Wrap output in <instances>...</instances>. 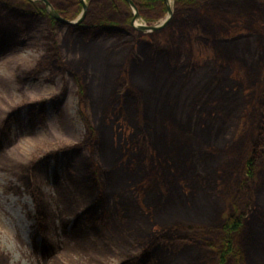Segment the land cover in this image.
<instances>
[{"label": "trees", "instance_id": "1", "mask_svg": "<svg viewBox=\"0 0 264 264\" xmlns=\"http://www.w3.org/2000/svg\"><path fill=\"white\" fill-rule=\"evenodd\" d=\"M49 1L59 14L69 20L75 19L83 9L80 0ZM226 1L175 0V16L169 29L153 33L147 38L144 33L133 28L134 15L126 0H89L86 19L78 26L69 27L67 33L73 39L74 51L78 46L84 48L78 59L70 60L66 52L67 41H58V34L64 27L51 18L43 3L32 0H0V57L15 51L27 41L26 45L29 46H32L34 40L43 41L45 54L35 69L18 73L17 79L20 84L37 79L42 72H48L54 77L69 70L78 87L81 109L89 105V101L95 96V91H101L105 95V90L114 108L121 115H126L134 121L135 129L131 140H139L147 130L155 134L153 128L156 132L166 131L168 137L170 128L167 125L164 127L160 118L175 113L173 108L180 102V95L174 96L171 93L178 90L181 94L190 76L202 66L195 56L197 46L213 48L217 52V46L220 48L222 47L220 45H223L224 49L227 48L234 55L238 50H234L232 45L237 44L244 36L250 38V33L254 30L257 34L258 51L264 55V22L257 23L258 20H264V0H250L252 7L258 11L256 22L249 19L250 15L247 17L244 14L242 19H238L239 24L232 23V25L227 22L229 14L233 12H227ZM133 2L140 17L148 24L161 19L169 11L166 0H133ZM248 19L252 26L250 31L246 27L250 26ZM46 23L49 26L43 30ZM162 36L171 41L162 42L160 40ZM114 38L116 42L111 47L112 52L106 53L102 50L104 43ZM93 45L100 48H95ZM94 50V53L91 52ZM110 53H114V60H108L107 55H111ZM147 71H153L154 76L157 72L162 75L160 79L151 77L148 88L138 86L127 78L130 73ZM96 72L102 73V80L95 78ZM177 78L181 82L175 81ZM98 81L102 82L97 84ZM177 85H179L177 90H174ZM260 86L259 97L256 95V101L250 104L252 108L244 103L240 113L243 116L246 110L249 111L247 118L253 125L248 132L249 145L244 154L240 155L241 161L235 164V160L231 159L233 162L226 163L222 160L220 163L224 164L226 169L231 166L233 186L237 187L235 193L237 191L238 193L237 200L230 205L229 215H225L227 211L222 210L215 224L165 226L155 230L153 224L146 226L145 222L141 221L145 225V227L142 225L144 231H138L132 222H140L139 219L145 218L146 213L134 192L133 196L130 194L134 186L131 179L129 178L120 189L125 191V194L118 195L115 194L116 189L119 190L121 184L110 189L111 185L108 182L117 178L116 173L126 171V168L130 176L132 162L129 159V162L123 163L122 151L115 159L116 163L122 162V167L116 166L120 170L117 171L116 167L100 165L97 157L102 159L106 142L102 131L93 128L90 120L86 119V133L81 142L51 153L57 162H65L64 179L76 187L78 192L85 193L87 199L82 214H78V211L72 212L70 209L67 211V215L74 213L76 215L71 236L78 243L86 241L89 243L93 237L105 242L107 234H118L122 241L127 237L129 249L132 251L123 253L122 264H206L207 253L214 255V264H233L236 258L233 248L234 232L242 225L248 229V234L254 233L252 230L254 224H257L258 230L264 228V212L259 209V204L254 199L256 177L264 174V80ZM66 95L67 87H63L53 100V107L56 108L62 125H64L65 113L60 106H63ZM197 97L191 104L193 109H200ZM47 107L46 100L30 103L27 107L28 122L35 124L37 121H44L47 117ZM240 109L241 107L238 113ZM19 119V109L16 108L3 121L0 127V148L9 140L13 126L19 122ZM176 121L174 127L181 133L191 136V140L197 137L196 128L202 129L201 122L194 120L192 116L187 122L183 117L178 124ZM221 130L222 128L219 129ZM197 153L195 149L193 161L207 162L210 157L214 159V154L208 148L203 152L202 157ZM42 163L34 162L32 166L26 168V175L21 178L26 182L28 191L35 196L38 207L37 222L40 230L46 234L49 232L48 221L54 216L46 217L47 210L38 201L39 190L32 183L40 178L42 169L48 168L49 163L44 167L39 166ZM213 171L211 169L210 173H206L204 170L197 176L203 179L199 182L201 187L204 181L212 178L213 191H217L220 176ZM56 175L58 176V173ZM182 176L184 178H177L180 185V179L189 180L185 173H182ZM60 180L61 177H58L56 187L62 185ZM189 186L197 189L191 183ZM90 191L91 195H88ZM126 191L130 192L129 195ZM172 195L175 197L173 203L181 201L176 190L172 191ZM259 213L262 217L258 216ZM60 221L66 231L69 222L64 215L60 216ZM240 250L250 255L247 246L242 245ZM232 254L235 256H231ZM8 261L9 259L5 257L2 264H8Z\"/></svg>", "mask_w": 264, "mask_h": 264}, {"label": "rangeland", "instance_id": "2", "mask_svg": "<svg viewBox=\"0 0 264 264\" xmlns=\"http://www.w3.org/2000/svg\"><path fill=\"white\" fill-rule=\"evenodd\" d=\"M166 3L171 8L175 6V0L171 3L166 0ZM232 7L237 10L238 6L233 4ZM132 13L135 16L138 12L132 9ZM169 15L168 11L151 25L164 24ZM240 15L241 11L238 9L235 14H229V18L242 19ZM137 22L147 23L141 17L135 21L136 24ZM246 27L250 31V26ZM63 40L67 41L66 52L68 50L70 60L78 59L84 48L78 46L76 51L72 49L73 39L68 36L66 29L58 34V41ZM160 40L164 42L165 36L160 37ZM115 42V38L111 39L101 49L106 53L112 52L111 47ZM220 46L222 47L217 46V52L213 48L196 47L195 56L202 66L190 76L181 94L177 90L179 85L174 88L177 91L171 93L174 96L180 95V102L173 108L175 113L160 118L164 127L169 126L170 135L167 137L166 131L156 132L152 127L155 134L144 131L139 140H131L135 129L134 121L114 108L105 90V95L101 91H95L89 105L81 109L78 87L68 74L52 77L48 72H42L37 79L20 84L18 73L35 69L44 55L38 44L35 47L22 46L17 51L0 57V127L14 108L20 109L19 122L14 125L9 140L0 149V264L5 261V257L9 259L8 264H121L123 253L132 251L127 243L128 238L122 241L118 234H107L105 242L93 237L89 243H78L64 232L58 216L63 213L66 219L72 221L74 215H67V211H82L87 199L85 193L78 192L76 187L64 179L61 180L62 185L56 187L53 177L58 163L51 153L81 142L86 133V119L90 120L93 128L102 131L106 142L102 159L97 157L100 165L122 167L121 161L115 162L122 151L125 155L123 163L129 162V159L132 162L130 176L126 168L127 172L116 173L117 178L108 182L110 189L121 184L119 190L114 192L118 195L125 194L120 189L131 179L134 186L131 193H126L133 196L134 192L146 213L145 218L139 219L140 222H132L138 231H144L141 221L146 226L153 224L155 230H159L165 226L215 224L222 210L227 211L225 215H229L230 205L237 200L238 191L235 193L237 187L233 186L231 166L226 169L220 163L222 160L226 163L233 162L234 159L235 164H238L241 161L240 155L244 154L249 145L248 132L253 125L247 118L249 111L246 110L243 116L240 113L244 103L252 108L250 104L256 101V95L259 97L260 84L264 80V55L258 51L257 34L254 30L250 38L241 39L232 45L234 50H238L237 54L233 55L223 45ZM91 52L94 53L95 50ZM110 54L107 55L108 60H114V53ZM151 77L160 79L162 75L157 72L154 76L153 71H147L130 73L127 78L138 86L148 88ZM95 78L102 80V73L96 72ZM175 81L181 82L179 78ZM101 82L98 81L97 84ZM65 85L68 95L63 104L64 125L58 115L49 109L43 123L30 126L27 105L41 100H47L51 104ZM196 97L200 109L191 107ZM190 116L199 120L202 126V129L196 128L197 137L194 140L174 127L176 120L178 124L183 117L187 122ZM207 148L214 154V159L210 157L207 162L192 160L195 149L202 157ZM36 161H41L39 166L43 167L49 163L47 169H42V178L32 182L39 190L38 201L42 205H49L47 209L56 214L48 221L49 232L46 234L41 232L36 220L35 196L28 191L26 182L21 178L26 175V168ZM185 165L189 169H185ZM211 169L220 176L217 191H213L212 178L204 181L201 187L199 182L203 179L197 176L204 170L210 173ZM60 173L63 176L62 170ZM182 173L189 180L180 179V185L177 178H184ZM256 179L254 199L264 212V174ZM189 183L197 189H192ZM173 190L179 193L180 202L173 203ZM88 195H91V191ZM258 216L262 217L260 213ZM252 230L254 233L248 234V229L242 225L234 232L233 248L236 256H231L236 258L233 264H264V228L258 230L257 224H254ZM13 236L15 239H11ZM46 242L47 249H55L53 254L44 252L43 245ZM242 245L247 246L249 256L240 250ZM206 257V264H214L212 253H207Z\"/></svg>", "mask_w": 264, "mask_h": 264}, {"label": "flooded vegetation", "instance_id": "3", "mask_svg": "<svg viewBox=\"0 0 264 264\" xmlns=\"http://www.w3.org/2000/svg\"><path fill=\"white\" fill-rule=\"evenodd\" d=\"M33 2H41V3H43L44 5H45V7H46V9H47V12H48V14L51 16V18H53L57 23H60L61 25H63V30L64 29H66L67 30V33L69 32V27H74V26H78L79 24H81L85 19H86V17H87V15H88V12H89V0H87V1H85V0H80L81 1V4H82V7H83V9H82V13L79 15V16H77L75 19H73V20H69V19H66L65 17H63L61 14H59L58 13V11L53 7V5H52V3L49 1V0H47L48 1V3H49V5L45 2V1H43V0H32ZM127 2H128V4L130 5V7L132 8V9H134L136 12H138L137 14H139V11H138V9H137V6L134 4V2H133V0H126ZM175 4V3H174ZM225 4H227V12L228 13H232L233 12V14H235L236 12H238V9H239V11H241V15H240V17H243L244 16V14H246V16L247 17H249V15H250V17L251 18H249L252 22L254 21V22H256V20H257V18H256V14H257V10L255 9V7L253 8L252 7V5H251V2H250V0H227L226 2H225ZM233 4H236L238 7H237V10L236 9H233V7H232V5ZM168 9H169V18L168 19H165V26L163 27V28H161V29H158V30H155V31H153V30H148V29H141L142 28V26H147V27H151V26H153V25H151V24H148V23H145L144 22V24H136L135 23V21L138 19H133V21H132V26H133V28L134 29H136V30H138V31H141L142 33H144V35L147 37V38H150V36H152L153 35V33H156V32H164V31H166L167 29H169V25H170V23H171V21L173 20V18H174V16H175V10H174V8H171L170 6H168ZM52 11H54L58 16H59V18L60 19H63V20H65V21H67V22H69V23H64V22H62L60 19H58L55 15H53L52 14ZM226 12V13H227ZM139 17H140V14H139ZM228 17H230V16H228ZM134 18H135V16H134ZM238 19L239 18H236V19H230V18H227V22H228V24H231L232 25V23H235V24H239L240 23V21H238ZM249 19H248V23H249V25H250V28H252V26H251V22L249 21ZM261 21V22H260ZM258 22H260V23H262V22H264V20H258L257 21V23ZM49 25H48V23H46L45 24V27L43 28V29H46L47 27H48ZM157 26H159V25H157ZM252 33H253V31L250 33L251 34V36H252ZM47 34V32L45 33V35ZM166 34L167 33H165V36H166ZM167 37H169L168 35H167ZM244 38H247L246 36H244L242 39H244ZM171 40L170 39H167V38H165V42L166 43H169ZM28 42V41H27ZM26 42V43H27ZM33 42V41H32ZM31 42V43H32ZM26 43L24 44V45H26ZM185 43V42H184ZM39 45L42 49H43V52H44V54H45V48H44V42L43 41H40V40H34V42H33V44H32V46L33 47H35L36 45ZM181 45V44H180ZM182 46V45H181ZM183 47V46H182ZM67 52H68V50H67ZM41 59V58H40ZM40 61V60H39ZM65 74H68L69 76H70V78L73 80V75L71 74V72L69 71V70H66L65 72H63L62 74H60V75H58V76H64ZM35 80V79H34ZM52 81H53V79H52ZM64 87H66V85L64 86ZM67 95H68V89H67ZM67 95H66V97H67ZM54 100V99H53ZM53 100H52V102H51V104H49V101H48V107H52L53 106ZM64 104V103H63ZM62 104V105H63ZM79 105H80V103H79ZM125 156V155H124ZM58 177H60V176H57V175H55L53 178H54V181L56 182V180H57V178ZM64 179V178H63ZM46 217L47 216H49V215H53V216H56V214L54 213V211H50V212H48V211H46ZM58 216H60V215H58ZM207 261H208V259L206 260V263H207Z\"/></svg>", "mask_w": 264, "mask_h": 264}, {"label": "bare ground", "instance_id": "4", "mask_svg": "<svg viewBox=\"0 0 264 264\" xmlns=\"http://www.w3.org/2000/svg\"><path fill=\"white\" fill-rule=\"evenodd\" d=\"M170 3L172 2V0H168ZM137 24H138V22H137ZM23 46V45H22ZM21 46V47H22ZM19 48H17L15 51H17ZM32 80V79H31ZM31 80H29L28 82H30ZM28 82H26V84L28 83ZM61 107V109L63 110V106H60ZM14 109H16V108H14ZM13 109V110H14ZM49 109H52L57 115H58V113H57V110H56V108H54L53 106L52 107H47V113H48V111H49ZM13 110L11 111V112H13ZM59 117V116H58ZM43 123L44 121H37V122H35V124H30V126H34L35 127V125L36 124H38V123ZM64 165H65V162L64 161H60L59 163H58V165H57V172H58V176H60L61 177V180L64 178V176H62V174L60 173L61 172V170H62V173H63V175H64V172H65V167H64ZM46 166H47V164H46ZM60 171V172H59ZM56 172V173H57ZM55 173V174H56ZM39 177H41L42 178V172L40 173V176ZM60 180V181H61ZM65 180V179H64ZM43 206V208L44 209H46V204H43L42 205ZM48 212H50L51 210H47ZM11 239H15V236H13V238L11 237ZM45 245H48V242H46L45 243ZM46 253H50V250H47L46 251Z\"/></svg>", "mask_w": 264, "mask_h": 264}, {"label": "water", "instance_id": "5", "mask_svg": "<svg viewBox=\"0 0 264 264\" xmlns=\"http://www.w3.org/2000/svg\"><path fill=\"white\" fill-rule=\"evenodd\" d=\"M43 1H45L48 5H49V3H48V1L47 0H43ZM130 1V0H129ZM131 2V1H130ZM52 14L53 15H55L58 19H60L59 18V16L54 12V11H52ZM137 18H139V14H135V18L134 19H137ZM62 22H64V23H69V22H67V21H65V20H63V19H60ZM165 24L166 23H164V24H162V25H159V26H151V27H147V26H142V28L141 29H148V30H153V31H155V30H158V29H161V28H163L164 26H165ZM27 107H28V105H27ZM19 109V108H18ZM15 113H17V112H15ZM19 113H20V109H19ZM53 156V155H52ZM54 157V156H53ZM57 162V161H56ZM60 162V161H59ZM59 162H57V163H59ZM122 264V263H121Z\"/></svg>", "mask_w": 264, "mask_h": 264}]
</instances>
